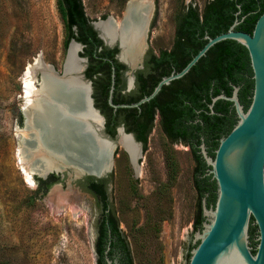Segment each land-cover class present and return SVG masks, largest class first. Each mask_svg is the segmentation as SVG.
<instances>
[{
    "label": "rangeland",
    "instance_id": "obj_1",
    "mask_svg": "<svg viewBox=\"0 0 264 264\" xmlns=\"http://www.w3.org/2000/svg\"><path fill=\"white\" fill-rule=\"evenodd\" d=\"M89 21L120 22L129 0H80ZM148 44L169 48L182 4L208 0H151ZM59 0H0V264H96V201L82 190L84 177L63 172L43 196L26 183L18 166L23 74L37 58L62 74L66 31ZM82 77V73L80 74ZM37 84V83H36ZM19 133V134H18ZM138 170L118 147L109 198L132 264H187L195 246L199 199L189 149L151 134ZM171 163V164H170ZM59 186L73 210L53 213L45 199ZM201 232V231H200Z\"/></svg>",
    "mask_w": 264,
    "mask_h": 264
},
{
    "label": "flooded vegetation",
    "instance_id": "obj_2",
    "mask_svg": "<svg viewBox=\"0 0 264 264\" xmlns=\"http://www.w3.org/2000/svg\"><path fill=\"white\" fill-rule=\"evenodd\" d=\"M209 1L211 0L207 2ZM205 4L201 8L193 4L191 6L197 8L198 13L202 14L209 9V7H205ZM189 5L190 3L182 4L179 12L181 11L182 14H185ZM83 24L84 30H81L77 24H71L74 36L69 37L66 35V45L67 50L71 42H75L80 46L77 55L83 60L82 79L90 85L91 106L87 110L98 119V122H95L87 117L84 118V122L87 119L94 126L101 124L99 131H97L98 138L109 140L116 146L111 160L107 161L110 170L106 174L100 177L91 175L82 176L84 177L82 180V190L96 201L99 210V220L103 214H109L112 211L109 187L111 173L115 167L114 159L120 158V155L116 151L120 147L118 140L121 136L128 137L136 148V155L131 158L128 152L120 147L123 156L133 171L138 170L147 140L155 132L159 133L171 144H180L187 147L194 161L193 150L189 140L197 134L198 110L191 101L194 100L195 104H197L198 97L197 78L195 72L191 71V69L197 62L184 76L172 80L167 85H163L151 100L140 103L142 99L148 97L153 92L154 88L163 78L179 73L195 56L191 57L192 52L189 48L188 50H184L176 44L177 26L175 21L171 45L169 48H159L157 50H154L148 44L149 21L147 31L145 34L143 31L140 45L137 47V51H135L133 60L123 59L122 51L118 48V44L114 46L105 44L99 37L98 31L91 25V21H84ZM68 25H70V22L67 20L64 24L65 29ZM90 32H93L94 35H91ZM99 41L100 43H98ZM121 58L127 61V63ZM188 59L190 60L185 64ZM183 64H185L184 67H182ZM53 71L55 73L54 69ZM184 95L189 96L190 100L185 99L180 104L181 98ZM184 104L190 108L186 110L187 118L182 117V107ZM86 107L88 106L86 105ZM21 110L25 116L24 107ZM181 122H185L188 126L182 127ZM143 139H146V143L143 142ZM200 140H203V137ZM205 151L208 155L206 147ZM196 153L199 154V151ZM195 167L196 163L194 161ZM46 173L43 175H32V177L34 176L32 178L33 184L30 187L41 196L47 193L61 179L60 176H62L55 172ZM93 189L96 192L100 191L101 194H94ZM58 192H60V188L56 186L45 199V203L49 208ZM66 201L67 203L62 204L63 208L58 213L71 208L67 197ZM72 210L75 212V209ZM98 234L99 230L96 229V239L98 238ZM107 246H109V243H107ZM111 260H116L118 264L116 257Z\"/></svg>",
    "mask_w": 264,
    "mask_h": 264
},
{
    "label": "water",
    "instance_id": "obj_3",
    "mask_svg": "<svg viewBox=\"0 0 264 264\" xmlns=\"http://www.w3.org/2000/svg\"><path fill=\"white\" fill-rule=\"evenodd\" d=\"M153 9L154 5L152 12ZM150 19L145 25L144 34ZM108 20L112 21L113 24L115 23L113 18L108 17L105 20L91 21V25L98 31L99 37L105 44L109 46L118 44V48L122 51L118 39L109 41L103 38L97 28L98 23ZM237 24L238 22L235 20L226 33L213 38L205 37L207 39L206 44L179 73L163 78L153 92L140 101L143 103L151 100L163 85L184 76L213 45L220 41L234 40L247 49L253 80L248 108L244 110L239 103L237 87H234L230 97L218 95L212 99L210 105L211 108L218 99L231 102L235 110L236 123L226 136L220 138L213 158L207 156L204 145H200V152L204 161L210 167L209 174L216 184V200L214 205L209 207L206 206L205 199L201 201L204 220L201 225L202 229L196 231L195 246L191 249L187 264H264V12L256 20L250 34L235 31L234 28ZM71 45L78 47L74 54L78 63V70L66 72L64 61L62 74H56V77L60 80L71 78L81 84L84 90L83 97L89 108L91 106L90 85L84 82L80 75L83 68V60L77 55L80 46L75 42H71ZM124 62L127 63V61ZM21 114L23 118L21 129H24L26 120L22 110ZM86 124L91 129V136L98 137L97 131H99L101 124L94 126L87 120ZM99 139L112 145L107 157L109 162L116 146L109 140ZM68 160L71 164L63 170L50 172L62 175L63 172L70 173L71 171L73 177L78 178L84 175L100 177L110 170L107 163V168L98 173L79 171V168L83 166L82 163L69 157ZM250 224L256 226L255 247L250 245ZM108 250L109 246L104 252L105 264H117L116 260L108 258Z\"/></svg>",
    "mask_w": 264,
    "mask_h": 264
},
{
    "label": "trees",
    "instance_id": "obj_4",
    "mask_svg": "<svg viewBox=\"0 0 264 264\" xmlns=\"http://www.w3.org/2000/svg\"><path fill=\"white\" fill-rule=\"evenodd\" d=\"M205 5L209 9L202 14L198 13L197 8H193L190 4L185 14L178 11L174 18L177 26L176 44L184 50L189 48L192 52L191 57L196 55L206 44L207 39L205 37L213 38L226 33L235 20L238 22L235 27L236 31L250 34L256 20L264 12V0H211L206 2ZM58 7L64 24L67 20L70 22V25L65 29L67 36H74L71 24H77L81 30L85 29L83 22L89 21V19L84 15L80 0H59ZM90 34L94 35L93 32H90ZM191 71L195 72L197 78L198 97L197 104H195L194 100L191 101L198 110L197 134L189 140L196 163L192 182L199 199L194 229H201L204 220L201 201L205 199L207 207L214 205L216 184L211 174H209L210 167L204 161L200 152V145L203 144L207 148V156H212L213 158L220 138L226 136L236 123L235 110L232 103L218 99L210 108L212 99L218 95L230 97L234 87H237L239 103L246 110L251 100L253 80L251 78L252 70L247 49L236 41L229 39L213 45L197 61ZM185 99L190 100L189 96L184 95L180 104ZM187 108L190 109L185 104L182 107L183 118H187ZM180 124L182 127L188 126L185 122ZM201 137H203V140H200ZM143 142L146 143V139H143ZM197 151H199V154L196 153ZM93 193L101 194L100 191L96 192L95 190ZM96 229L99 230L94 246L97 257L96 264H105L104 252L107 248V243H109L107 252L109 259L116 257L118 264H132L128 244L118 229L113 210L109 214L101 216V219L97 222ZM255 237L256 226L250 224L249 240L252 247L256 245ZM252 252L254 253V250Z\"/></svg>",
    "mask_w": 264,
    "mask_h": 264
},
{
    "label": "bare ground",
    "instance_id": "obj_5",
    "mask_svg": "<svg viewBox=\"0 0 264 264\" xmlns=\"http://www.w3.org/2000/svg\"><path fill=\"white\" fill-rule=\"evenodd\" d=\"M152 8L151 0H129L120 22L113 24L108 20L97 24L103 38L120 41L123 59H134ZM77 48L72 45L68 50L66 72L78 70L74 58ZM83 91L82 85L71 78L58 79L52 67L40 58L26 66L23 74L26 126L18 131L17 159L29 186L33 184V174L61 171L70 165L68 157L82 163L79 171L98 173L107 168L112 145L91 136L84 118L95 122L98 119L87 110ZM118 143L131 158L136 155V148L128 137L121 136ZM64 203H67L66 197L58 194L50 208L58 213Z\"/></svg>",
    "mask_w": 264,
    "mask_h": 264
}]
</instances>
